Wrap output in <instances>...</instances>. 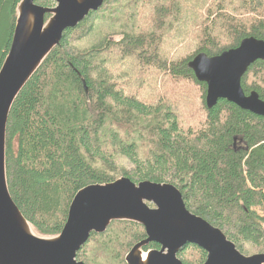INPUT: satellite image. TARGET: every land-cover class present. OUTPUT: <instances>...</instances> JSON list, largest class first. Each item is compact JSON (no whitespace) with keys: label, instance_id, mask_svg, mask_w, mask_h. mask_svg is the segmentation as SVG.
Segmentation results:
<instances>
[{"label":"trees","instance_id":"1","mask_svg":"<svg viewBox=\"0 0 264 264\" xmlns=\"http://www.w3.org/2000/svg\"><path fill=\"white\" fill-rule=\"evenodd\" d=\"M20 1L0 0V68ZM145 1L106 0L65 31L23 87L6 125L11 199L37 234L54 237L74 195L86 186L120 178L169 184L190 213L218 228L242 255L262 254L264 118L224 100L208 110L207 87L187 65L199 54L235 49L246 38L264 41V0ZM35 3L53 6V0ZM124 9L123 28L99 39L98 24L122 21ZM185 30L198 42H180ZM119 63L134 71L118 75ZM166 78L176 84L172 99L160 92L170 84ZM158 79L163 87L154 85ZM241 87L264 101V62L248 69ZM97 238L101 244L90 247ZM144 238L141 226L113 222L105 233L91 234L77 260L125 264V255ZM157 248L149 244L143 251ZM178 257L183 264H204L206 253L186 245Z\"/></svg>","mask_w":264,"mask_h":264},{"label":"water","instance_id":"2","mask_svg":"<svg viewBox=\"0 0 264 264\" xmlns=\"http://www.w3.org/2000/svg\"><path fill=\"white\" fill-rule=\"evenodd\" d=\"M105 1L54 0L56 6L47 8L36 0H21L17 5L11 45L0 68V264H84L76 256L91 234H102L112 222L123 221L143 227L145 233L125 255V264H183L177 255L186 245L206 253L204 264H264V253L242 255L218 228L190 213L179 190L169 184H134L120 178L86 186L74 195L62 231L54 237L34 234L12 201L5 176L10 109L65 31L77 27ZM259 61L264 62V41L250 37L218 56L199 54L187 68L206 85L208 110L224 100L264 118V101L255 92L246 95L241 87L243 76ZM149 244L159 249L144 253Z\"/></svg>","mask_w":264,"mask_h":264},{"label":"rangeland","instance_id":"3","mask_svg":"<svg viewBox=\"0 0 264 264\" xmlns=\"http://www.w3.org/2000/svg\"><path fill=\"white\" fill-rule=\"evenodd\" d=\"M147 1V0H146ZM145 1V2H146ZM207 1V0H206ZM123 2H124V4H126L127 2H128V0H123ZM139 4H141L140 2H138ZM123 3H121V4H119L118 6H116V8L119 10L120 9V7H121V5H122ZM56 6V3L54 2V0H53V6L52 7H50V8H53V7H55ZM142 6V5H141ZM142 9H143V6H142ZM228 8H226L225 9V12H227V13H233L232 11H228L227 10ZM118 10H116L117 11V13H118ZM127 12H128V10H126V9H124L121 13H119L120 15H121V19L122 18H124V16L127 14ZM114 19V21L113 22H117L118 21V19H117V17H115V18H113ZM120 19V20H121ZM184 21H185V19H181L179 22L181 23V24H183L184 23ZM123 22V19H122V21H118L116 24H107V23H99L98 25H100V32H98V34H99V39H101L103 36H106V35H110L111 33H113L115 30H117V29H121V28H123L122 27V23ZM131 26V25H130ZM126 28L128 29V27L126 26ZM96 31H97V29H96ZM181 34V36H182V38L181 39H179L180 40V42H188L189 43V41L190 40H192L193 42H198V39H197V36L196 35H194V34H191V33H189V32H187L186 30L185 31H183V32H181L180 33ZM114 37H116V36H114ZM114 37H112V39L114 38ZM200 37V36H199ZM225 40V38H223V41ZM226 43V42H225ZM192 46L189 44V45H185V48L182 50V53H184V52H186V51H188L190 48H191ZM110 59L112 60V61H115L116 59L115 58H112V57H110ZM119 68V69H121L120 70V72L118 73V75H120V73L122 72V70H124L125 71V73H128L129 74V72L130 71H134V70H132V69H123L124 68V64H120L119 63V66H116L115 65V68ZM132 80V79H131ZM165 81L166 82H168V83H170V84H164V90H160V92L161 93H164L165 94V96H169L171 99H172V96H173V94L175 93V90H176V84L174 83V82H172V81H170V80H168L167 78L165 79ZM154 85H156V86H160V87H163V80L162 79H158V80H156V82H155V84ZM167 89V91H168V93L166 92V89ZM149 92V94L151 95V94H153L152 93V91H148ZM154 95V97L155 98H160V94L159 93H155V94H153ZM173 102H174V100H173ZM175 103V102H174ZM186 122V121H185ZM187 123V122H186ZM117 160L120 162V163H123L124 164V161L122 160V159H120V158H117ZM113 183V182H112ZM147 204V206L149 207V208H153L154 206H153V204H151V203H146ZM123 222H126V221H123ZM113 223V222H112ZM130 223V222H129ZM111 225V224H110ZM32 227V226H31ZM123 227L122 226H117L116 227V229H118L119 230V233H123V229H122ZM143 228V227H142ZM108 229V228H107ZM32 230H33V232H34V234H36L37 236H41V235H39V234H37L35 231H34V229L32 228ZM106 232V231H105ZM104 232V233H105ZM103 234V233H102ZM104 236H107L106 234L104 235ZM104 236H102V237H104ZM42 237H44V236H42ZM101 237V238H102ZM100 239H96L94 242H93V244L90 246V247H97L96 245H98L99 243L101 244V241H99ZM99 241V242H98ZM90 250H87L86 251V253H88ZM144 253L146 252V251H143ZM251 253L252 252H250V254L249 255H251ZM90 255H91V252L89 253ZM179 254V253H178ZM257 254V253H256ZM258 254H260V253H258ZM249 255H245V256H249ZM178 256V255H177ZM192 259H195V257H192V256H190ZM179 258V257H178ZM76 260H77V256H76ZM77 261H79V260H77Z\"/></svg>","mask_w":264,"mask_h":264},{"label":"flooded vegetation","instance_id":"4","mask_svg":"<svg viewBox=\"0 0 264 264\" xmlns=\"http://www.w3.org/2000/svg\"><path fill=\"white\" fill-rule=\"evenodd\" d=\"M157 249H159V246H158V248Z\"/></svg>","mask_w":264,"mask_h":264}]
</instances>
